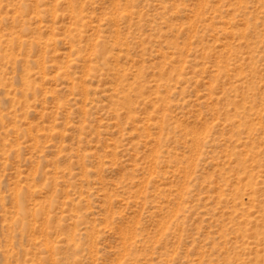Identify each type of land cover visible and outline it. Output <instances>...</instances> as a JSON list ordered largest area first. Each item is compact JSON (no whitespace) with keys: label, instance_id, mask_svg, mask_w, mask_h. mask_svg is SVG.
Masks as SVG:
<instances>
[{"label":"rangeland","instance_id":"obj_1","mask_svg":"<svg viewBox=\"0 0 264 264\" xmlns=\"http://www.w3.org/2000/svg\"><path fill=\"white\" fill-rule=\"evenodd\" d=\"M0 264H264V0H0Z\"/></svg>","mask_w":264,"mask_h":264}]
</instances>
